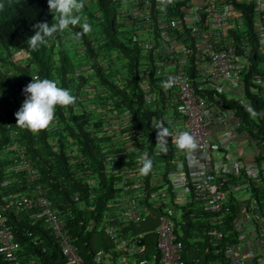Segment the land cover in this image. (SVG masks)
<instances>
[{
  "label": "built area",
  "instance_id": "built-area-1",
  "mask_svg": "<svg viewBox=\"0 0 264 264\" xmlns=\"http://www.w3.org/2000/svg\"><path fill=\"white\" fill-rule=\"evenodd\" d=\"M118 2L122 30L130 33L128 46L138 50V85L150 120L146 130H132L131 113L113 111L98 131L105 173L114 178L109 211L99 221L98 231L108 236L125 261L142 251L139 243L145 235L129 227L145 223L158 209L154 261L184 264L176 224L192 205L208 216V242L222 258L213 264H264V206L260 208L253 192L254 186L263 185L264 149L246 134L235 111L223 101L234 99L250 107L243 96L246 89L264 99V0H171L166 6L159 0ZM255 54L261 59L258 73H252L245 86L244 75L253 69ZM169 76L176 81L172 87L152 88L151 79L165 81ZM156 121H163L173 137L189 131L198 149L189 156L169 137L168 153H158ZM144 153L153 161L147 175L139 172L138 159ZM15 156L14 165L27 173L26 191L8 197L14 198L13 209L31 212V219L51 230L67 264H84L66 230L68 216L51 207L23 154ZM167 156L168 164L161 159ZM82 174L95 187L88 172ZM228 214L233 215L232 228L223 231ZM232 236L222 248L220 242ZM19 251L0 212V258L7 264H35L23 260ZM92 262L111 263L101 250Z\"/></svg>",
  "mask_w": 264,
  "mask_h": 264
},
{
  "label": "trees",
  "instance_id": "trees-1",
  "mask_svg": "<svg viewBox=\"0 0 264 264\" xmlns=\"http://www.w3.org/2000/svg\"><path fill=\"white\" fill-rule=\"evenodd\" d=\"M0 4L3 5L0 8V49L4 52V55L0 54V212L5 224L11 228L14 239L19 244V255L23 260L31 259L35 264H67L51 230L42 221L31 219V212H16L11 203L14 198H8L9 193H15L19 188L22 192L26 191L24 179L27 171L21 168L16 174L12 170L16 152H20L35 170L38 179L36 183L50 200L51 207L68 216L66 230L84 264H93L92 260L100 250L115 264V260L123 255L116 251L108 236L97 229L104 213L109 211L107 204L114 194V178L105 173L104 150L98 135L105 119L102 120L101 116L93 121L91 117L94 112L87 111L83 106V97L87 99L88 93L86 91L85 94L84 89L91 82L89 86L95 90L93 97H98L94 103L97 102L103 108L101 114L105 111L112 112L113 109L117 113L128 110L133 117L132 130H146L149 125L150 114L144 106L143 94L138 85L141 69L138 50L136 47H125L121 40L122 36L130 33L122 30L124 18L119 11V2L91 0L89 4H84L81 15L87 19L92 29H97V34H94L97 37L87 34L80 40L72 38L81 45L79 51L85 67L80 71L77 63L72 61L77 53L73 54L64 47L71 39L70 33L74 36L75 32L81 31L79 26L55 34L46 46L42 45L33 51L26 41L34 35V25L42 22L51 24L53 21L47 0H0ZM246 21L249 23L248 15ZM114 51L124 55L127 62L122 66L128 72L122 73L121 69L119 73L115 71L117 66L109 60L110 52ZM260 61L258 54H255V68L244 75L245 86L251 74L258 73ZM107 64L113 70L111 77L106 71ZM32 77L52 79L59 86L70 90L76 98L73 105L57 108L54 121L57 128L49 127L37 134L17 127L15 119V113L26 98L23 89L32 82ZM151 81L152 88L160 91L164 80ZM243 96L250 107L241 105L234 99H223L225 107L235 111L246 134L251 139L258 140L264 149V116L253 118L250 115V111L264 113V99L247 89ZM59 126L62 129L54 141V132H59ZM71 143L75 146L74 152L70 147ZM9 149L11 151L7 152ZM72 157L77 159H74L76 162H71ZM161 159L169 163V156ZM82 172H88V178H93L95 187H91L80 176L83 175ZM12 174L17 180L24 181L12 184ZM6 185L11 186L5 188ZM253 192L260 208L263 207L264 181L262 186H254ZM152 211V217L157 218L159 210L154 208ZM226 216L224 225L220 228L223 231L232 228L233 215ZM207 219L208 216L196 206L189 205L182 212L181 219L176 224V233L183 244L184 264H213L217 260L222 261L221 257L214 254V249L208 242L207 229L211 226L205 221ZM142 225L144 224L131 225L129 228L137 233L148 229L142 228ZM233 238L234 236L223 240L220 246L224 248ZM155 241L152 230L140 240L145 247L143 257H157ZM93 243L97 244L96 251ZM0 264L7 263L0 258Z\"/></svg>",
  "mask_w": 264,
  "mask_h": 264
},
{
  "label": "clouds",
  "instance_id": "clouds-1",
  "mask_svg": "<svg viewBox=\"0 0 264 264\" xmlns=\"http://www.w3.org/2000/svg\"><path fill=\"white\" fill-rule=\"evenodd\" d=\"M162 5L171 3V0H159ZM48 9L53 14L51 24L47 22L34 25V35L26 43L36 51L40 46H46L49 39L55 34L69 30L70 27L79 26L81 31L75 32L73 39L80 40L83 36L92 31L91 25L81 13L84 9L83 0H47ZM3 5L0 4V8ZM175 78L169 76L161 83V87L168 89L175 84ZM25 100L21 108L15 113L16 126L28 130L33 134L47 130L55 121L57 108H67L75 103L76 98L70 90L58 85V82L40 77H32V82L24 89ZM250 115L255 118L264 116V113L250 111ZM156 146L158 153L167 154L168 140L171 137L176 148L191 156L197 149L196 138L189 131H178L175 137L170 129L164 126L163 121L155 122ZM138 163L141 165L139 172L147 175L151 172L153 161L148 158L147 153L139 157Z\"/></svg>",
  "mask_w": 264,
  "mask_h": 264
},
{
  "label": "rangeland",
  "instance_id": "rangeland-1",
  "mask_svg": "<svg viewBox=\"0 0 264 264\" xmlns=\"http://www.w3.org/2000/svg\"><path fill=\"white\" fill-rule=\"evenodd\" d=\"M83 1H85V3L84 4H89L90 3V1L91 0H83ZM127 32V31H126ZM71 35V41L70 40H68L67 41V43L64 45V47H65V49L66 50H71V52H73V54H75V52L77 53L76 55H75V57L73 56L72 57V61H73V63L74 64H76L77 63V68L79 69V71H80V69H84V67L85 66H83L82 65V58H81V56H82V53L79 51V49H81V45L79 44V43H77L75 40H72V38H73V36H72V33H70ZM90 34H92V35H94V34H97V29L96 28H94V29H92V31L88 34V35H90ZM95 37H97L96 35H94ZM129 36H130V34H126V36L124 35V36H122L121 37V40L123 41V44L125 45V47H129L128 46V44H129V42H130V40H129ZM96 39V38H95ZM129 48H131V47H129ZM79 51V52H78ZM116 51V50H115ZM110 52V57H109V60L114 64V65H116L117 67H116V72L118 71V73H119V71H120V69H121V72L122 73H124V72H128L127 70H124V67L122 66V65H124L126 62H127V60L125 59V57H124V55L123 54H119L118 52ZM0 54H2V55H4V52H3V50L2 49H0ZM119 59V60H118ZM122 59V60H121ZM108 65L109 64H107L106 65V71H107V74L111 77L112 76V72H113V70H112V68H108ZM114 68V67H113ZM254 68H255V66H254ZM174 69V66H171V68H170V70H173ZM118 73H116V74H118ZM92 83L91 82H89L88 84H87V86H86V89H84V93L86 94V91H87V93H88V95H87V99L85 98V96L83 97L84 98V101H83V106H85V108L87 109V111H93L94 112V115L91 117V119L94 121V119H96V118H100L101 116L103 117V119L102 120H104L105 118H107V117H109V114L111 113L110 111L108 112V111H105L103 114H101V112H102V107L96 102V103H94V100H97L98 99V97H93V94H94V92H95V90L93 91V89H92V86H89V85H91ZM89 97V98H88ZM113 111H114V109H113ZM112 111V112H113ZM105 113H107V114H105ZM50 127H52V128H57V124L54 122ZM59 132H54L55 134V136L53 137L54 138V141L56 140V137H59V133L61 132V126H59ZM54 144V143H53ZM70 147H71V149H73V151L72 152H74V144L73 143H71L70 144ZM11 151V149H9V150H7V152H10ZM70 154L72 155V153L70 152ZM8 156V155H7ZM75 158H71V162L72 163H74V162H76L75 160H77V159H75ZM179 160H180V158H179ZM20 167L18 166V165H13V169H18V170H20L19 169ZM12 171V170H11ZM10 172V171H9ZM77 172H80L79 170L77 171ZM11 179H16L15 178V176L12 174V176H11ZM12 184L14 183V181H12L11 182ZM11 184V185H12ZM11 185H9V186H5V188H7V187H10ZM20 193H22V190H21V188H19L18 190H17V192H12V193H9V195H8V197L9 196H17L18 194H20ZM152 218H154V217H152ZM150 220H152V219H150ZM149 220V221H150ZM95 237H98V236H95ZM94 242H97V239H94L93 240ZM93 249L96 251L97 250V247H95V245H97V244H94L93 243ZM115 262H116V264H118V263H120V260L119 259H116L115 260ZM110 264H113L112 262L110 263Z\"/></svg>",
  "mask_w": 264,
  "mask_h": 264
},
{
  "label": "crops",
  "instance_id": "crops-1",
  "mask_svg": "<svg viewBox=\"0 0 264 264\" xmlns=\"http://www.w3.org/2000/svg\"><path fill=\"white\" fill-rule=\"evenodd\" d=\"M240 132V130L239 131H237V133H239ZM242 150L243 149H240L239 148V150L237 151V153L240 155V154H242L243 152H242ZM248 161V160H247ZM246 161V162H247ZM66 216V215H65ZM152 217V216H151ZM149 218L145 223H143L144 225H142V228L144 227H147L148 229H143V231H141V232H138V234H141V233H145V235L144 236H146L147 234H148V231L149 230H152V233H153V230H154V228H155V226H156V224H157V219L156 218ZM150 219H152V220H150ZM150 220V221H149ZM154 221H155V223H154ZM133 231V230H132ZM134 232V231H133ZM134 233H136L137 234V232H134ZM154 234V233H153ZM143 236V237H144ZM154 237H155V240H156V236H155V234H154ZM140 245H141V247H142V251H140L138 254H136L135 256H133V257H128L125 261L122 259V258H120V257H118L119 258V260H120V263H118V264H139L140 262H142V261H144L145 262V264H156V261H154V259H155V255H153V256H151L150 258H145V257H143L142 255L144 254V251H145V247L144 246H142V244L141 243H139ZM138 256V257H137ZM115 264H116V262H115Z\"/></svg>",
  "mask_w": 264,
  "mask_h": 264
}]
</instances>
